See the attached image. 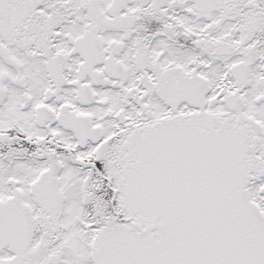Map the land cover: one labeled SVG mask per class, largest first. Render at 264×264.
<instances>
[{
  "label": "snow or ice",
  "instance_id": "obj_1",
  "mask_svg": "<svg viewBox=\"0 0 264 264\" xmlns=\"http://www.w3.org/2000/svg\"><path fill=\"white\" fill-rule=\"evenodd\" d=\"M0 264H264V0H0Z\"/></svg>",
  "mask_w": 264,
  "mask_h": 264
}]
</instances>
